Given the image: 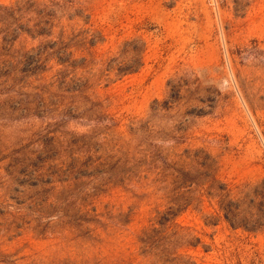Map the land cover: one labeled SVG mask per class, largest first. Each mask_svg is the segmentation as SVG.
I'll return each instance as SVG.
<instances>
[{
    "label": "rangeland",
    "instance_id": "1",
    "mask_svg": "<svg viewBox=\"0 0 264 264\" xmlns=\"http://www.w3.org/2000/svg\"><path fill=\"white\" fill-rule=\"evenodd\" d=\"M56 1L44 38L28 29L49 0H0V264H264V231L191 209L177 256L146 248L143 231H164L165 185L141 164L124 174L188 152L229 184L264 177V0ZM62 30L73 67L50 48ZM133 42L140 70L105 75ZM44 45L46 68L27 71Z\"/></svg>",
    "mask_w": 264,
    "mask_h": 264
},
{
    "label": "trees",
    "instance_id": "2",
    "mask_svg": "<svg viewBox=\"0 0 264 264\" xmlns=\"http://www.w3.org/2000/svg\"><path fill=\"white\" fill-rule=\"evenodd\" d=\"M37 6L32 2L30 7ZM61 7L56 0H49L48 5L44 4L42 9H37L36 13L40 20L32 29H28L31 35L36 37H50L53 30V19L57 16V11ZM16 10L23 12L24 5H17ZM73 16L70 17L72 19ZM64 30L61 31L57 41L50 44L52 54L56 56L57 64L73 67L71 54L67 53L74 42V36H64ZM90 47L95 46V41H90ZM46 47L38 50L34 56L36 66L27 70L29 72H37L46 68L45 62L49 60L50 54H46L43 58ZM257 42L248 50V53L257 54ZM143 47L136 42L125 43L118 58L113 63H106L103 71L110 75L115 73L116 77H123L134 74L140 70L143 65ZM86 61V60H85ZM64 71L63 74H65ZM64 82L65 76L58 74ZM113 121V120H111ZM186 158L189 162L183 163L168 162L161 158L160 155L154 156L151 161L142 159L132 167L126 168L125 173H133L131 169L139 164L144 165L148 170L158 171L159 182L163 185L167 194L168 206L163 213H158L157 223L164 231L155 228L143 231L140 242L149 249H160L166 256L176 255V251L180 249L177 245V239L181 236L178 230L174 228L184 229L178 224L177 218L191 209L192 211L206 216L201 217L205 225L215 226L220 222L227 223L234 230H243L246 232L264 231V177L255 182H245L241 184H229L223 182L217 175L215 161L209 155L200 156L195 153L193 157ZM128 161L123 163L122 169L116 174L124 175L123 170ZM160 164V166H159ZM124 178V177H123ZM170 231V235H166V231ZM183 239V238H181ZM200 242L199 238L193 237L188 240L189 245H193L192 241ZM159 245V246H158ZM176 246V250L173 247ZM177 256V255H176ZM168 258V257H167ZM163 262H169L163 259Z\"/></svg>",
    "mask_w": 264,
    "mask_h": 264
}]
</instances>
